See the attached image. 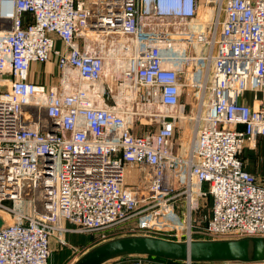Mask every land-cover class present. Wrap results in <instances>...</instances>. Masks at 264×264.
Here are the masks:
<instances>
[{"label": "built area", "instance_id": "obj_1", "mask_svg": "<svg viewBox=\"0 0 264 264\" xmlns=\"http://www.w3.org/2000/svg\"><path fill=\"white\" fill-rule=\"evenodd\" d=\"M260 141L264 0H0V264L67 234L264 237Z\"/></svg>", "mask_w": 264, "mask_h": 264}, {"label": "water", "instance_id": "obj_2", "mask_svg": "<svg viewBox=\"0 0 264 264\" xmlns=\"http://www.w3.org/2000/svg\"><path fill=\"white\" fill-rule=\"evenodd\" d=\"M2 225L0 219V227ZM134 256L173 263L263 264L264 237L175 241L147 235L121 236L97 244L73 264H108Z\"/></svg>", "mask_w": 264, "mask_h": 264}, {"label": "rangeland", "instance_id": "obj_3", "mask_svg": "<svg viewBox=\"0 0 264 264\" xmlns=\"http://www.w3.org/2000/svg\"><path fill=\"white\" fill-rule=\"evenodd\" d=\"M38 66H44V65H37V72L35 75H43L44 69H40ZM42 70V72H41ZM40 71V72H39ZM46 71L48 74H51L52 76L48 75L49 77L44 80L48 85L56 84L57 83V69L53 65H49L46 67ZM196 92H198V89L196 91L194 89H190L186 92L184 96V102L188 104V109L191 110L192 105H194L195 99H196ZM192 138L191 132H182L179 141L180 143L184 144V147H188L190 143V139ZM247 152V150L245 151ZM244 152V153H245ZM206 208L203 209V213L209 212L210 207V201H205ZM127 233V232H124ZM123 233L118 232L117 235H122ZM90 237V238H89ZM87 236V235H62L60 240L56 239L52 244V256L50 264H73L81 255H83L87 250L91 249L92 247L96 246L95 241L96 238L93 236ZM87 243H82V242ZM58 242V243H57ZM74 248L77 251L72 250ZM108 264H131V257L124 258V259H118L115 261H112Z\"/></svg>", "mask_w": 264, "mask_h": 264}, {"label": "crops", "instance_id": "obj_4", "mask_svg": "<svg viewBox=\"0 0 264 264\" xmlns=\"http://www.w3.org/2000/svg\"><path fill=\"white\" fill-rule=\"evenodd\" d=\"M40 68L44 69L45 67L40 66ZM242 157L244 158L247 171L259 177L264 176V143L263 142L260 141V144L256 149L253 150L247 149V152H245ZM87 242L85 241L82 243H87Z\"/></svg>", "mask_w": 264, "mask_h": 264}, {"label": "trees", "instance_id": "obj_5", "mask_svg": "<svg viewBox=\"0 0 264 264\" xmlns=\"http://www.w3.org/2000/svg\"><path fill=\"white\" fill-rule=\"evenodd\" d=\"M244 159V158H243ZM89 237V236H88ZM90 238V237H89ZM169 262V261H168ZM171 263H173V262H171ZM175 264H184V263H175Z\"/></svg>", "mask_w": 264, "mask_h": 264}]
</instances>
